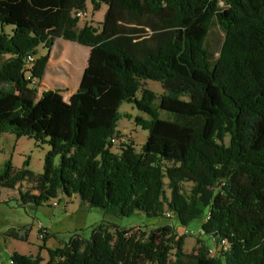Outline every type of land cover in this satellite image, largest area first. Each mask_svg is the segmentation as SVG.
Segmentation results:
<instances>
[{
  "label": "trees",
  "instance_id": "1",
  "mask_svg": "<svg viewBox=\"0 0 264 264\" xmlns=\"http://www.w3.org/2000/svg\"><path fill=\"white\" fill-rule=\"evenodd\" d=\"M89 3L106 7L99 26H78L87 0H0V134L49 148L39 174L5 161L0 188L16 191L22 208L77 196L106 215L176 226L138 235L102 221L88 238L73 232L34 256L13 252L11 264H264V0ZM213 25L222 34L214 53ZM57 40L89 48L68 101L37 91L48 61L39 48ZM123 103L149 118L121 115ZM121 117L147 132L138 151L120 141ZM176 227L201 237L199 246L185 253ZM29 231L4 236L24 242Z\"/></svg>",
  "mask_w": 264,
  "mask_h": 264
},
{
  "label": "rangeland",
  "instance_id": "2",
  "mask_svg": "<svg viewBox=\"0 0 264 264\" xmlns=\"http://www.w3.org/2000/svg\"><path fill=\"white\" fill-rule=\"evenodd\" d=\"M105 13V6H102L97 12H92L89 0H87L86 14L79 20L78 26L82 27L84 24L99 26L103 21ZM221 40L222 34L213 25L206 39L209 51L212 53L217 51ZM61 41L59 40V42ZM56 46L57 44L55 48ZM143 85L157 95L162 93L161 85L157 82L147 80L143 82ZM119 112L121 115H130L132 118L135 116H140L144 119L149 118L147 115L137 111L132 104L128 103H123L119 108ZM159 118L170 120L172 115L165 111H159ZM117 129L124 136L130 135L126 141H131L137 151L145 143L147 132L136 126L132 119L121 117ZM48 150L47 145L36 144L32 138L16 137L12 134H0V173L5 161H10L15 168H25L35 174H39L42 172L44 155ZM57 163L58 158L55 159V164ZM16 198V191L0 188L1 264H10V256L13 252L22 255H36L39 247L43 244L42 239L45 237V232L50 236L51 244L57 245L61 241L67 242L73 232H77L82 237L88 238L91 228L102 221L113 223L125 229L133 227L132 233L136 232L138 235L141 232H146L165 224L176 226L174 219H147L141 213H134L129 217L122 218L106 215L98 208H90L87 205L81 206L77 196H73L70 199L59 196L51 200L49 205H42L36 208L33 206L26 208L18 207L19 202ZM53 201H57L58 205L52 206L51 203ZM197 226H199V222L192 223L190 227L195 228ZM20 227H28L30 230L26 241H16L4 236L5 231L8 229ZM176 233V238L182 237L185 253H189L199 246L198 240H201V237L197 234L181 233V230L177 227ZM42 254L47 257L46 252H42Z\"/></svg>",
  "mask_w": 264,
  "mask_h": 264
},
{
  "label": "crops",
  "instance_id": "3",
  "mask_svg": "<svg viewBox=\"0 0 264 264\" xmlns=\"http://www.w3.org/2000/svg\"><path fill=\"white\" fill-rule=\"evenodd\" d=\"M43 50L39 48V55H46L48 61L44 76L37 87L38 94L55 89L59 91L64 101H68L78 89L80 77L86 67L89 48L73 42L63 40L59 42L58 40L46 52L45 49ZM43 245L50 249L58 246V244H51L50 236L46 238ZM42 252L46 251H41V256L47 259Z\"/></svg>",
  "mask_w": 264,
  "mask_h": 264
},
{
  "label": "built area",
  "instance_id": "4",
  "mask_svg": "<svg viewBox=\"0 0 264 264\" xmlns=\"http://www.w3.org/2000/svg\"><path fill=\"white\" fill-rule=\"evenodd\" d=\"M86 13L85 12H82V11H76L75 13H74V16L75 17H77V18H79V19H81V18H83L84 17V15H85ZM34 61H35V56H28L27 58H26V68L27 69H31L32 68V66H33V64H34ZM28 80H31V84L32 85H34L35 83H36V80L35 79H32V78H30V76L29 75H27V77H26ZM130 135H127V136H124L123 135V137H121V139H120V141H122V142H124V141H126L127 139H129L128 137H129ZM118 140H114V139H112L111 140V142L112 143H115V142H117ZM52 204V206H57L58 205V203L56 202V201H54V202H52L51 203ZM167 217H169V214H167ZM184 233H186V231H184ZM11 260L9 261V263L11 264ZM1 264V263H0Z\"/></svg>",
  "mask_w": 264,
  "mask_h": 264
}]
</instances>
